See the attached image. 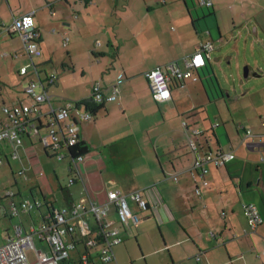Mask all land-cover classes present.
Masks as SVG:
<instances>
[{
  "label": "crops",
  "instance_id": "1",
  "mask_svg": "<svg viewBox=\"0 0 264 264\" xmlns=\"http://www.w3.org/2000/svg\"><path fill=\"white\" fill-rule=\"evenodd\" d=\"M93 2L94 0L90 3L86 0H0V39L3 38L4 44H15L13 42L20 36L10 34L7 29L14 19L33 14L43 54L50 56V59L39 65L53 64L52 58L57 49L64 47L70 61L64 63L65 68L76 74V54H94L100 67L98 73H91L92 79L86 95L73 99L74 101L66 100L65 103H57L51 97L56 108L88 98L96 83H100L107 94L111 93L112 85L118 84V98L106 103L95 114L94 119L84 122L81 128L82 141L90 149L82 171L86 186L95 200L103 203L109 191L129 195L135 190H144L149 204L147 210L141 211L130 201L132 211L142 221L137 226L132 224L131 229L121 230L119 237L122 243L115 247V252L118 248L117 253L122 258L124 253L129 254V250L135 248L141 264H264V163L261 162L264 157V130L260 122L261 119L264 120V111H260V119L249 117L247 124L239 126L232 125L235 124L234 121L229 123L224 120V126L219 122H209L212 116L207 110L214 104L213 101H216L218 107L231 99L224 94L222 88L221 98L212 101L206 94V82L213 83L216 77L212 54L207 67L196 73L200 80L192 81L201 83V86H190L189 81L172 83V101L156 103L146 73L156 68H165L177 61L181 69L185 70L181 60L210 39L206 34L202 35L205 33L203 32L200 40L193 46H180L172 49V52L162 49L161 45L157 48L158 44H132L137 53L129 60L123 57L121 47L114 43L112 37L108 44H97L102 49H92L91 44H71L69 31L72 28L83 31L84 27H92L94 24L91 22ZM148 9L150 12L155 11L152 5H148ZM47 10L51 13L50 20L43 17ZM125 10L128 11L127 7L123 11ZM118 14L119 9H116L113 15ZM8 23L11 25L7 27ZM66 27L72 28L68 31ZM52 30L54 34L51 33ZM256 33L259 34V30ZM57 37L59 42L55 40ZM65 38L68 39L67 42ZM166 52L169 53L167 56ZM14 53L16 57H28L22 46ZM11 54L5 53L4 56H14ZM108 55H112L115 61L110 60V63L105 60ZM28 64L29 60L20 70ZM20 70L21 78L32 75L29 72L27 76H21ZM45 73L49 75L47 71ZM83 74L85 75L84 70ZM18 94H13L15 100L11 106L19 102L31 104L26 103L25 98ZM21 95H26L25 88ZM4 106H8L5 100ZM194 113V118L205 133L201 141L204 149L234 152L236 156L226 166L212 163L208 165L209 172L205 179L209 186L206 188L202 186L201 177L194 178L192 174L193 156L182 128L183 119ZM3 122L1 120L0 124ZM248 132L251 134L247 137ZM8 149L11 151V148ZM30 155H34L32 151ZM55 177L59 181L58 175ZM75 186L77 190L74 192L72 188ZM73 187L70 188L72 198L68 203L84 201L83 185L76 184ZM196 187L202 189L203 195L200 198L195 195ZM244 204L255 205L263 219L262 225L254 233L248 232ZM35 213L37 212L10 217L6 210L5 218L9 219L11 227L5 230L0 244L13 235L15 225L22 223L29 228L37 222ZM15 218L18 219L17 223H13ZM110 219L114 226L120 227L116 213ZM155 229L159 230V234H156ZM211 233L215 237H211ZM196 256L200 257L199 261Z\"/></svg>",
  "mask_w": 264,
  "mask_h": 264
},
{
  "label": "built area",
  "instance_id": "2",
  "mask_svg": "<svg viewBox=\"0 0 264 264\" xmlns=\"http://www.w3.org/2000/svg\"><path fill=\"white\" fill-rule=\"evenodd\" d=\"M201 7H213L212 0H199ZM10 34H17L24 43L25 53L30 59L29 64L20 70L21 76L29 72L38 76L39 81H31L25 88V94L34 99L31 104L19 102L13 106H4L3 113L7 120L0 124V166L8 162L7 149L13 150V158H18L21 151L38 157L37 147L41 146L46 156L61 163L66 162L69 173V183L64 190H69L76 184L83 185L82 195L84 201L69 204L62 210L54 208V192L46 181L47 176L43 168L34 174L35 185L30 189L34 201H22L19 206L14 199L18 195L13 190H7L4 199L11 203L7 209L8 216L19 217L21 214L40 212V223L34 222L29 228L22 223L13 228V235L0 244V264H118L115 247L122 243L119 234L121 230L131 229V225L141 223L140 217L135 214L130 201L135 203L141 211L149 208L144 196V190H135L129 195L119 191H109L103 203L95 200L87 188L82 166L87 160L85 154H74L73 149L82 142L81 128L84 122H91L95 113L92 108L104 106L118 98L120 89L118 84L111 86V93L100 83L93 86L92 93L85 100L68 103L65 107L56 108L48 94V86L56 82L55 74L43 78L44 66L37 64L43 56L40 44V34L35 26L34 15L29 14L14 19L7 29ZM68 39H66V42ZM212 41L200 44L195 52L184 57L181 61L185 70L181 69L179 62L168 64L165 68H156L146 73V78L156 103L162 104L172 101L171 84L175 82L199 81L196 73L207 67L211 54L214 52ZM31 69V70H30ZM42 88L40 92L38 90ZM182 127L187 135V144L193 156L192 174L194 178L201 177L202 186H209L205 175L209 172L208 165L226 166L236 158L234 152L218 150L216 152L204 149L202 139L204 131L199 127L194 117H185ZM264 129V122H263ZM45 132V134L43 133ZM251 133H247V137ZM29 142V146L25 142ZM261 162L264 163V157ZM25 181L31 182L25 169L20 173ZM177 180V177H175ZM47 183V195L41 191V186ZM63 188H61L62 190ZM63 192V190H62ZM22 196V191L19 193ZM196 197H202V189L196 187ZM44 206L48 207L45 214L41 213ZM245 216L248 220V232L254 233L263 223V219L253 204H244ZM116 213L117 224L110 216ZM211 237L215 234L211 233ZM36 240L43 245L37 248ZM28 252H32L33 260L29 259ZM264 254V252H263ZM199 261L200 257L196 256Z\"/></svg>",
  "mask_w": 264,
  "mask_h": 264
},
{
  "label": "rangeland",
  "instance_id": "3",
  "mask_svg": "<svg viewBox=\"0 0 264 264\" xmlns=\"http://www.w3.org/2000/svg\"><path fill=\"white\" fill-rule=\"evenodd\" d=\"M212 2L214 7L207 8L201 7L198 0H94L91 6L93 15L91 22L94 23L92 27H87L90 29L84 27L83 31L72 27L65 29L69 31L72 28V31H69L71 44H76L75 42L91 44L92 49L95 47L102 49L97 44H108L109 38L112 37L114 43L121 47L122 55L126 60L136 56V48L134 49L132 44H158L157 48L161 45L162 49L172 52V49L180 48V46L186 48L193 46L202 35L206 34L210 41L213 40L215 48L212 53V63L216 75L213 83L206 82L207 90L212 101L222 97V89L226 96L231 97L230 101L226 100L218 107L216 101H213L214 104H211L207 110L212 116L209 122H219L221 126H224V120L229 123L234 121L235 124L232 125L235 126L247 124L249 117L260 119V111H264V0H212ZM148 5H152L155 11L150 12ZM126 7L128 11L125 10L127 13L123 14ZM116 9H119L118 16L113 15ZM43 17L45 20L46 18L50 20V11H45ZM10 25L8 23L6 26ZM256 30H259V34ZM53 32L54 30L51 31L52 34ZM55 40L59 42L60 39L57 37ZM13 43L15 44H4L3 38L0 39V121L7 120V116L3 113V100L11 106L12 101L15 100L13 94L18 92V95L25 98L26 103H33L34 99L21 94L31 81H39L35 74L25 78L19 76L20 68L26 65L28 60L30 62V59L16 57L14 53L21 46L24 49L20 37ZM60 44L63 42L60 41ZM5 53H12L14 56L5 57ZM167 54L169 53L166 52V56ZM67 55L64 47L57 49L52 58L53 64H46L43 67L49 75L56 76V82L50 86L49 95L57 103L84 97L92 79L91 73H95L100 67L92 52L77 53V56L75 55L77 73L74 74L71 69L65 68L64 63H70ZM47 59H50V56L44 53L43 57L37 60V64H43ZM105 60L114 62L115 58L108 55V59ZM247 69L250 70L248 78L245 77ZM45 76L44 72L43 78ZM194 84L201 86V83L189 81L190 86ZM41 90L42 88L38 92ZM260 122L263 128L264 120L261 119ZM25 145L29 146V142L26 141ZM13 152L7 149L8 162L0 166V240L4 238L5 230L11 227L9 219L5 218V212L11 205L3 198L6 191L13 190L18 194L14 199L17 206L24 200L32 203L34 196L30 189L35 185L33 175L39 168H43L47 176L46 181L54 192V198L52 197L56 201L54 208L62 210L66 207L61 190V188L65 189L69 183L66 162L49 159L41 146L37 147L39 156L37 159L25 152L20 153L18 158H13ZM23 169L32 178L31 182L25 181L20 175ZM55 175H58L59 181ZM47 186L45 183L40 187L44 195L49 192ZM76 190L77 186L72 188V191ZM19 191H22V196L19 195ZM47 211L48 207L44 206L41 213L45 214ZM36 212L34 216L37 223H40L41 214ZM17 221L18 219L15 218L13 223ZM155 232L159 234L158 229H155ZM131 238L135 240L133 236ZM36 246L41 247L37 240ZM117 251L118 248L115 253ZM138 254L135 248H131L129 254L124 253L122 258L117 253V262L119 261L118 264H141L137 259ZM28 256L30 260H33L32 252H28Z\"/></svg>",
  "mask_w": 264,
  "mask_h": 264
},
{
  "label": "trees",
  "instance_id": "4",
  "mask_svg": "<svg viewBox=\"0 0 264 264\" xmlns=\"http://www.w3.org/2000/svg\"><path fill=\"white\" fill-rule=\"evenodd\" d=\"M86 1H87L88 3H90L91 0H86ZM192 22L195 23L194 20H192ZM205 91H206V94H207L208 98L211 100V97H210V95H209V92H208L207 88H205ZM84 100H85V99H83V101H84ZM102 109H103V106H95V107L92 108V111L96 114V113H98L99 111H101ZM190 116L195 117L196 114L194 113V114H191V115H189V116H187V117H190ZM89 152H90L89 147H88V146L86 145V143H84L83 141L80 142V143H79V144L73 149V153H74V154H85V155H87ZM62 190H63L64 196L66 197L67 200H69V199L72 198V195H71V193H70L69 190H64V189H62ZM31 191H32V193H33V190H31Z\"/></svg>",
  "mask_w": 264,
  "mask_h": 264
},
{
  "label": "water",
  "instance_id": "5",
  "mask_svg": "<svg viewBox=\"0 0 264 264\" xmlns=\"http://www.w3.org/2000/svg\"><path fill=\"white\" fill-rule=\"evenodd\" d=\"M245 77L246 78L248 77V70H246Z\"/></svg>",
  "mask_w": 264,
  "mask_h": 264
}]
</instances>
